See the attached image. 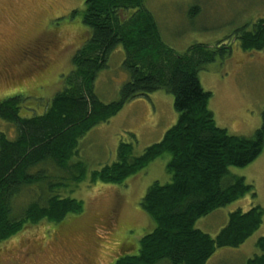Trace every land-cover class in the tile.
<instances>
[{
	"label": "trees",
	"instance_id": "trees-1",
	"mask_svg": "<svg viewBox=\"0 0 264 264\" xmlns=\"http://www.w3.org/2000/svg\"><path fill=\"white\" fill-rule=\"evenodd\" d=\"M123 12H127L125 17ZM80 14L92 35L73 57L74 69L64 79L65 88L45 112L21 115L23 95L0 101V118L16 128L12 139L0 135V243L27 224L60 223L70 214L81 213L82 200L59 192L70 181L86 178L85 163L77 156L83 137L117 115L131 99L166 90L175 97L179 118L164 138L139 156H134L132 143L121 142L116 161L91 176L92 182L123 184L153 160L171 155L167 164L170 181L153 183L141 202L155 229L140 239L137 254L122 255L113 264H206L218 248L243 244L263 223L260 206L232 212L215 237L196 227L201 217L253 189L244 176L232 175L229 168L249 165L264 148V111L262 125L253 137L230 134L217 125L209 107L213 94L200 80L206 65L231 56L230 44L210 48L196 43L186 53H176L163 42L144 0H85ZM238 38L245 51L264 49V17L251 29H241ZM120 45L131 78L118 101L104 103L95 92V79ZM51 163L64 176L55 179L47 168ZM42 182L47 183V197ZM34 187L42 191L39 200L28 202L17 216V194L32 192ZM257 247L261 254L247 264H264V236Z\"/></svg>",
	"mask_w": 264,
	"mask_h": 264
},
{
	"label": "rangeland",
	"instance_id": "rangeland-1",
	"mask_svg": "<svg viewBox=\"0 0 264 264\" xmlns=\"http://www.w3.org/2000/svg\"><path fill=\"white\" fill-rule=\"evenodd\" d=\"M144 7L154 15L163 42L178 54L186 53L196 43L210 48L230 44L231 56L209 63L199 76L204 89L213 94L209 107L217 125L230 134L253 137L263 122L264 49L243 50L238 33L251 29L264 17V0H144ZM84 8L85 0H0L1 71L25 48L41 50L38 56L43 58V62L36 57L26 59L23 67L31 69L28 76L0 81V101L23 95L21 115L45 112L54 96L65 88L64 79L74 69L73 57L92 35L80 14ZM122 14L125 17L127 12ZM125 58L120 45L95 79V92L104 103L118 101L123 85L131 78L124 67ZM178 118L174 95L158 90L131 99L108 122L91 129L81 140L77 155L85 163L86 178L70 181V186L59 192L82 200L83 211L68 215L60 223L44 220L27 224L1 243L0 264L16 260L14 264H25L22 254L32 244L40 250V264H84V256L92 257L94 264H113L122 255L137 254L140 239L156 227L143 209L142 199L156 181H170L167 164L171 155L165 153L153 160L123 184L92 182L91 176L116 161L121 142L132 143L134 156H139L160 142ZM15 130L12 123L0 118V135L5 133L12 139ZM47 168L55 179L65 174L52 163ZM229 170L232 175L244 176L253 189L196 222L197 228L212 237L227 225L234 211L260 206L264 212V148L249 165L231 166ZM47 183H41L42 187L45 184V197ZM37 191L34 187L32 192L17 194V216L28 202L39 200L42 191ZM263 236L264 220L243 244L218 248L206 264H247L261 254L257 242Z\"/></svg>",
	"mask_w": 264,
	"mask_h": 264
},
{
	"label": "flooded vegetation",
	"instance_id": "flooded-vegetation-1",
	"mask_svg": "<svg viewBox=\"0 0 264 264\" xmlns=\"http://www.w3.org/2000/svg\"><path fill=\"white\" fill-rule=\"evenodd\" d=\"M41 50H35V49H24L20 50L19 53L16 55L15 58H12L6 65L4 66V71H1L0 69V81L6 80V79H12V78H18L19 76L24 77L25 75L28 76L31 72L30 68H24L23 63L26 61V59H30L33 57L39 58L41 62H43V58L38 56L39 52ZM33 60V59H32ZM30 60V61H32ZM35 60V59H34ZM10 67V69H9ZM12 71L14 73H9V71ZM28 74V75H27ZM6 241V240H5ZM4 242V241H3ZM1 242V243H3ZM0 243V245H1ZM36 244H32L27 252H24L22 254L23 259L25 260V264H40V257L41 253L38 247H35ZM18 258V257H17ZM94 259L90 256H84L83 257V263L84 264H94ZM16 261H13V264Z\"/></svg>",
	"mask_w": 264,
	"mask_h": 264
},
{
	"label": "crops",
	"instance_id": "crops-1",
	"mask_svg": "<svg viewBox=\"0 0 264 264\" xmlns=\"http://www.w3.org/2000/svg\"><path fill=\"white\" fill-rule=\"evenodd\" d=\"M160 29V28H159ZM127 76L125 75V78H126ZM123 109V108H122Z\"/></svg>",
	"mask_w": 264,
	"mask_h": 264
}]
</instances>
